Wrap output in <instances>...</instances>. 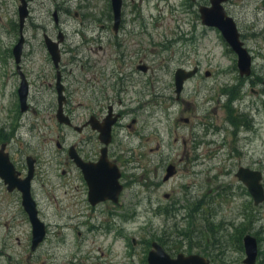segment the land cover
Listing matches in <instances>:
<instances>
[{"label": "rangeland", "instance_id": "1", "mask_svg": "<svg viewBox=\"0 0 264 264\" xmlns=\"http://www.w3.org/2000/svg\"><path fill=\"white\" fill-rule=\"evenodd\" d=\"M26 1L21 64L30 95L22 111L13 48L23 0H0V147L6 143L10 159L25 169L27 156L38 159L34 191L48 234L32 251L21 195L0 183V264H148L155 240L169 252L198 253L212 264H245L249 233L259 241L256 264H264V202L256 205L236 176L240 166L264 174V0L224 3L253 55L249 76L240 75L238 55L222 32L202 23L199 7L210 0H123L118 31L112 0ZM47 34L60 42L73 124L93 110L106 113L108 101L121 99L119 109L127 113L115 135L125 191L120 203L98 205L100 227L86 232L80 225L81 235L72 232L79 214L96 212L71 205L78 216L63 218L61 184L77 172L70 164L73 174L63 177L69 157L57 144L70 146L80 135L57 119V90L49 86L57 69ZM141 63L147 72L137 69ZM195 66L198 73L178 98L175 71ZM90 97L95 109L80 105ZM133 119L134 128L128 127ZM169 165L177 172L165 180Z\"/></svg>", "mask_w": 264, "mask_h": 264}, {"label": "water", "instance_id": "2", "mask_svg": "<svg viewBox=\"0 0 264 264\" xmlns=\"http://www.w3.org/2000/svg\"><path fill=\"white\" fill-rule=\"evenodd\" d=\"M227 0H210V4L201 5L199 7V12L201 14L202 23L206 26L216 27L221 32L223 37L232 47V49L238 55V67L240 71V75L249 76L252 72L253 65V57L248 48L244 45V42L240 38V32L237 27V23L235 19L230 16L224 7V3ZM112 7L114 12V29L118 31L121 20H122V8H123V0H112ZM29 14L28 10V2L23 0V4L20 6V20H21V33L19 41L13 48V53L15 56L16 62L18 65V70L21 77L20 86L18 89L21 109L25 111L28 109V96H29V81L26 77L25 73L22 71L20 62L23 55V50L25 46V35L23 33L24 24L26 18ZM62 38V36H61ZM45 42L47 44V48L52 56L53 62L56 67L59 66V62L61 59V50L59 46V41L52 39L49 35L45 36ZM143 68L146 70L148 67L143 65ZM199 71V67L195 66L192 69H185L183 67H179L175 72V85H176V93L177 97L180 98L181 93L185 87L186 80L193 78ZM60 72V71H59ZM209 75V73L207 74ZM57 82V90H58V99L60 102V106L57 110V119L60 123L71 124L72 121L70 117L65 113L63 108V84L60 81V73ZM187 120V119H186ZM111 125L109 123L108 127L101 129V136L105 142H109V136L111 132ZM6 144L3 143L0 147V176L6 179L7 182H10V177L15 170L14 165L12 164L9 154L5 151ZM73 157V155H72ZM105 156L102 157V160L99 164L103 166L105 164L104 160ZM96 166V165H95ZM94 168V166H91ZM175 172L174 165H169L167 168V173L165 175V179H168ZM94 176V177H93ZM88 180L92 185V200L94 202H98L100 200L106 199L107 197L117 198L120 191L121 186H118L116 182L118 175L117 172L114 173L112 178V190H110L111 195H103L101 187V182L103 180L97 176L93 175ZM236 176L241 180L249 189L251 195L253 196L254 203L256 205L264 202V174L262 171L258 169H253L246 166H240L236 171ZM32 178V170H30L29 176L26 181H20L15 184L19 189L23 192V206L26 212L29 215L30 221L32 223L33 229V249H35L44 239L47 226L44 221L41 220L38 214V209L36 206V202L33 199L30 192V180ZM116 183H115V182ZM113 191V192H112ZM246 258L244 259L245 264H256L257 256H258V239L252 234H246L244 237ZM149 264H212L210 259L205 256L192 253V254H184L179 253L176 257L171 256L169 252L157 241L152 242V249L148 255Z\"/></svg>", "mask_w": 264, "mask_h": 264}, {"label": "flooded vegetation", "instance_id": "3", "mask_svg": "<svg viewBox=\"0 0 264 264\" xmlns=\"http://www.w3.org/2000/svg\"><path fill=\"white\" fill-rule=\"evenodd\" d=\"M205 5H208V4H205ZM28 10H29V5H28ZM29 15H30V10H29V14H28L27 18L29 17ZM53 16L55 18V22L61 25L62 22H60L59 9L58 8H55V10L53 12ZM120 25H121V23H120ZM102 26H104V25H102ZM113 27H114V25H113ZM119 28H120V26H119ZM61 36L63 39L64 36L62 33H61ZM59 46H60V43H59ZM60 50H61V47H60ZM125 56L126 55L121 56L122 61H125L128 59V58H124ZM22 57H23V55H22ZM252 57H253V55H252ZM21 62H22V58H21ZM21 62H20V66L22 69ZM18 65L19 64L17 63V71L19 72ZM143 65L148 67V65H146L145 63H141L137 66V69L141 70L143 72H147L149 67L145 70L143 68ZM55 67H56V65H55ZM56 69H57L56 81H55V83L53 81H50L49 86L55 85V88L57 90V82H58V78H59L58 75L60 73V81L64 86L63 87V94L65 97L63 99L62 103H63L64 111L66 113V111H67L66 109H69L71 107V98H69L68 94L66 93V87H65L64 82H63L62 50H61V59L59 62V66L56 67ZM22 71L24 72L23 69H22ZM25 75H26V73H25ZM26 77H27V75H26ZM28 81H29V79H28ZM29 84H30V82H29ZM263 84H264V82H263ZM125 90H127V87H123L122 90H118L117 93L121 94V92H124ZM29 95H30V87H29ZM57 95H59L58 90H57ZM57 100H58V108H59L60 102H59L58 96H57ZM94 100L95 99L92 97H90L89 99L86 98V101H81L80 105H84L86 102V104L88 106L90 105V107L92 109H95L96 107L93 105ZM98 104L99 103L97 102V105ZM121 105H123V102L121 99L117 102L116 101H108L107 106L105 108L106 113L99 111V110H96V111L93 110L90 113L88 118H80L79 123L73 124V122H72L71 124H65L66 126L69 125V126L73 127L79 133L80 137L78 140H76L70 146L62 145L61 143L57 144L59 148H64L66 154L69 157V160H67L65 162V166L61 170L63 177L68 179V176L73 174L74 170L70 169V164L73 165L74 169H76V172H77L75 174V179H72V177H69V181L65 180L61 184V186L63 187V192H62L61 196H64V199H65L62 201H66V203H64V205H62V208H64L66 206L65 209H66V211H68V213L67 212L64 213L63 218L72 220L78 216L77 212H75V211L73 212V210L71 212L69 211L70 209H73V207L71 205H76L78 207L79 204H82V209L86 208V209L94 210L96 212L95 214L91 213V214L87 215L82 211L81 214H79L80 218H78V224L72 230V232L78 231L79 235L82 234V230H80V227L83 225L86 228V232L90 231V229L93 230V228H99L100 227L99 226L100 221L98 223L96 222L98 220V212H99L97 206L102 204V203H106V202L120 203L122 194L126 188L125 184L123 183V178H124V171H123L124 159H123V154H122L123 152L120 153L121 152L120 145L117 144V142H115L116 141V139H115L116 130H117V128L122 127L124 116H125V114H127V113H124L123 111H121L119 109V106H121ZM70 112H71V110H70ZM70 119L72 121L71 116H70ZM136 121H137L136 119H133L132 123L127 124V126L134 128L133 124L136 123ZM109 123H112V125H111V132H110V136H109L110 140L107 143L103 140V137L101 136V134H102L101 129L102 128L106 129L108 127ZM5 151L8 153L7 144H6ZM72 155H73V157H72ZM103 156H105V158H104L105 164L103 166H100L101 164H99V163L101 162ZM11 162L14 165L15 170L13 171V173L11 175H9L10 182H7L5 178L0 176V183H3V185L6 187V189L9 193H12V194L15 193L17 195L20 194L21 198H22V204H23V192L15 184L18 182V180L25 182L29 176L30 170H32V178L30 180V192H31L33 199L36 202L38 214L40 217V214H41L40 208H39L40 202H39V199H38V197L34 191L35 182L37 181V177H38V171H37L38 159L36 157L30 156V155L27 156V165H28L27 169H25L24 166H20L17 163V161L14 159H12ZM91 166H94V168H91ZM174 168H175L174 174H176L177 168L175 165H174ZM115 172H117V175H118V178L116 181V182H118L117 185L121 186L120 187L121 191H120L118 197L115 199V198H112L110 196V197H107L106 199L100 200L98 202H94L92 200V189H93V187L90 184V182L88 181L90 179V177H92L93 175L97 176V179H98V177H100L103 180V182H101L102 184L100 187V189H102V194L103 195H106V194L111 195V192H110V190H112L111 182H112V178H113V175ZM166 173H167V169H166ZM172 176H170V177H172ZM164 179H165V176H164ZM165 180H167V179H165ZM166 196H168V195H166ZM41 220L44 221L42 218H41ZM106 221H108V218L106 219ZM91 222H94V224L91 225ZM45 224H46V222H45ZM46 226H47V224H46ZM68 226H69L68 224H65L64 228H67ZM106 233H108V231ZM32 234H33V229H32ZM47 234H48V226H47V232H46L44 239L35 249H33V236H32V244H31V250L32 251H36L41 246V244L45 241ZM158 243H160V242H158ZM258 244H259V241H258ZM258 247H259V245H258ZM151 249H152V247L150 248V250ZM150 250H149V252H150ZM166 251L169 252L167 249H166ZM169 253L171 254V256H174V257H176L177 254H179V253H184L186 255L192 254V253H188V252L177 253V251H175V253H173V252H169ZM258 256H259V250H258ZM258 256H257V260H258ZM147 260H148V257H147ZM144 264H146V262H144ZM148 264H149V262H148Z\"/></svg>", "mask_w": 264, "mask_h": 264}]
</instances>
